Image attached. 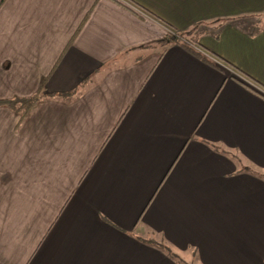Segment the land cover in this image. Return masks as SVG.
<instances>
[{"label": "crops", "instance_id": "0c3cea01", "mask_svg": "<svg viewBox=\"0 0 264 264\" xmlns=\"http://www.w3.org/2000/svg\"><path fill=\"white\" fill-rule=\"evenodd\" d=\"M0 264H264V0H0Z\"/></svg>", "mask_w": 264, "mask_h": 264}, {"label": "trees", "instance_id": "16d2710c", "mask_svg": "<svg viewBox=\"0 0 264 264\" xmlns=\"http://www.w3.org/2000/svg\"><path fill=\"white\" fill-rule=\"evenodd\" d=\"M258 29H251L250 30V34L251 35H255L256 33H258ZM167 40L169 42H176L178 44H180L181 46H183L185 49H187L188 51H190L193 55L203 59L205 62L213 64V62L211 61V59L209 57H207L202 51L195 49V45L198 43V39L196 37H185L184 35L181 34H177V33H169L167 36ZM38 101V95L34 98L31 99L29 101H26L24 106L22 107V109L24 110V112H28L33 105L36 104V102ZM19 102V101H18ZM17 103V101H13V102H7L6 104L10 107H14L15 108V104Z\"/></svg>", "mask_w": 264, "mask_h": 264}, {"label": "rangeland", "instance_id": "374dc122", "mask_svg": "<svg viewBox=\"0 0 264 264\" xmlns=\"http://www.w3.org/2000/svg\"><path fill=\"white\" fill-rule=\"evenodd\" d=\"M212 25H213V24H212ZM208 26H210V25H208V24H206L205 26L198 25L196 28L192 29L191 32L182 33V35H184L185 37H188L187 34H193V33L197 32V31H200V29H201V30H203V29H205V28L207 29Z\"/></svg>", "mask_w": 264, "mask_h": 264}]
</instances>
